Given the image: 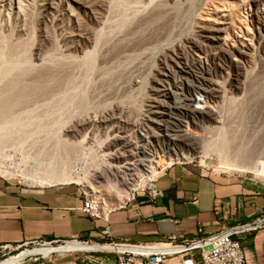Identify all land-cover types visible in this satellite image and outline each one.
<instances>
[{
	"label": "bare ground",
	"instance_id": "bare-ground-1",
	"mask_svg": "<svg viewBox=\"0 0 264 264\" xmlns=\"http://www.w3.org/2000/svg\"><path fill=\"white\" fill-rule=\"evenodd\" d=\"M74 1L76 2V0ZM108 1H109L108 3H110V6H109V10L108 8L107 10L117 20L113 24L112 23L110 24L108 22L109 24L106 25L105 27L106 29L101 33L100 32L92 33L93 30L91 31L81 30L79 32V37L77 38H80L79 39L80 41L82 40L88 42L92 46L91 47L92 50L90 51L89 50L86 51L85 47L81 49L82 57H78L74 55L72 56L71 53L69 52L74 48L79 49L78 48L79 41L68 40V43L66 44V51L65 50L61 51L60 49L61 52L59 51L57 52L58 46H56L57 49L55 47L53 51L50 50L51 51V52L49 51L50 54L46 53V55L47 54L48 55L45 56L42 61H40L41 64L35 65L32 63V61L29 58V53H28L29 52L28 50L30 49L28 48L29 46L27 47L25 43L23 44L20 42L12 43L10 38L7 39L5 36L3 37L0 35V146L8 139L11 141L14 140L12 138L13 137L12 132L17 133V134L14 133L15 136L14 138L17 139L20 137H25L26 135L28 137V135L31 134V129L34 130L33 126L35 127L37 126L38 129H40L39 126L43 128V126H46L48 124H49L48 127H50V125L51 126L53 125V127L55 125H57V127L58 125H61L59 127H62V125H64V122L62 121V119H61L62 122L59 120L60 118H63L62 116H60L61 113L59 110L52 111V116H51L52 119L46 122H43V120H41L40 117L48 113L47 111L50 110V107L59 106L57 104H60L64 107L73 105L78 109L82 108V106L86 104L85 99L87 96H84L85 97V98L83 97L84 99H80L85 101H80V100L72 99V97L75 96L71 97V95H75V94L80 95V93H77L76 91L80 88L79 83L82 81V77H83L82 75L89 74L94 70L97 57L101 53L103 54L107 53V56L109 55L110 57V55H112L110 53L114 54L115 49H118L124 45L126 46L129 42L133 43L135 47L141 46L142 44H144L146 40H148L149 38L151 39L153 35L158 36L160 33H162L161 31L167 30L170 35L171 29L175 28V25L179 23L186 14H188L189 8L192 9L193 8L192 5L196 2V0H185L186 3L184 4V1L182 3L181 0H172L174 2L172 7L170 8L167 2L169 1L168 3H170L171 0H167V1L147 0L148 1L147 5L145 4L144 5L147 6V8L149 9L148 10L145 6L141 7L144 3V0H108ZM252 1L253 0H251V2ZM22 2L23 0H17V2L15 0H5L2 3V8H7L8 10L11 11L14 8L16 9V12L13 11L15 16L20 17L25 15V13H27L25 12L26 11L25 6L27 4L24 6ZM103 4L106 3L103 2ZM77 5L84 6L82 2H80V4ZM91 5L89 4L90 8ZM92 8L91 10L94 11ZM144 8L147 9L148 12L147 14L144 13V17H142L141 11L142 12L146 11ZM216 13H219V10H217ZM138 14H140V16ZM137 18L140 19L141 23H139L134 27L133 26L134 21ZM225 31L220 28L212 29V30L203 29V31L201 32L202 35L200 37V40H198L199 38L197 39L190 37L191 39L186 40V44L187 45L190 44L189 47L191 49L190 51L187 50V55L185 54L186 52H184V49L180 48L179 44L175 46L172 45L170 46L172 48L169 47V49L166 48L165 52L161 53L163 54L162 56L161 54H159L161 58H158L159 66H156L157 77L152 78V79H157L159 77L157 79L159 83L158 84L159 87L157 88L154 87V89H152L153 91L152 95L155 98H153L152 95H149L150 97L147 96L145 97V99H143L142 101L140 100L138 102L136 94L138 96L139 93H142V91L137 92L138 90L135 89L136 91L133 90L134 93H132L131 95L128 94V96L126 97L127 98L125 100L126 104L123 103L124 101H122L116 107V110L119 111L120 117L124 115L125 117L129 118V116L131 117V115H134V117H136L137 119L140 118L141 122L147 125L157 124L159 130L164 132V135H158L156 138H154L155 131L143 130L146 133L144 135L141 134V136L138 137L139 148H145L148 151L151 150L152 148L158 150L161 149V151L168 154V158L170 159V162L174 161L177 163H187L183 161H190L194 154L202 153V152L204 153V151H206L207 149L210 150L211 147L214 148L215 146H213L214 144L213 142L217 141V138H220L222 140L221 142L222 149L225 153L228 151L227 149H231V148L237 149L234 140L240 138L241 136L242 137H246L247 135L250 136L256 132L264 133V121L256 120L255 119L256 117H254V114H252V111H256L257 104L260 103V102L256 103V101H258V99H256L257 93H264V87L259 86V85L262 86L264 85V81H261L262 77L258 78L257 76L258 79H261L259 80L261 82H259L258 79L255 78L256 76L255 77L247 76L248 71H245V76L243 77V81L239 78V75H237L238 77H232L231 79L226 81V83L228 84V86L226 87L225 86L226 83L224 84V82L220 81L218 75L225 72L228 69L222 65L223 63L222 64L220 63L221 61L217 62L216 60H214V58L211 64L208 63L211 57H208L207 55L208 53L210 54V52H213V54L216 53V55L217 56L219 55V57L220 56L228 57L230 59L229 65L231 66L234 65L237 66V62L239 61L238 60L239 58L237 59L238 60L237 61L235 59L236 56L240 58H244L249 55L250 53L249 50L251 49L245 47L244 45H243L245 47L244 50L234 49L233 51L231 50L232 52H230V50L226 48L227 36H224ZM118 32L123 33L124 37L116 41V39L112 35L114 33H117L119 35ZM174 33L176 34V32ZM112 37L115 40H113ZM111 40H113L112 42L116 41V43L111 45L110 44ZM252 41L250 43H252ZM187 45L185 46L186 48L184 47L185 49H187ZM247 45L249 44L247 43ZM81 47L82 46L80 45V48ZM130 47L133 46L130 45ZM228 47L230 48V46ZM36 49L39 50L40 48H36ZM104 49L105 52L103 51ZM117 55L118 54H116V56ZM120 55L124 56L119 53V56ZM226 67H230V66H226ZM179 77L181 80H183L188 84V89L192 92V95H195L194 96L195 99L193 100L192 98L190 99L192 103L191 102L187 103L189 105L185 104L184 102L183 105L176 100L178 94L175 90L177 89L183 90V88H180V86H178ZM169 86H172V88H174L175 90H173ZM140 89L142 90V88ZM120 90L121 89L117 91L119 92ZM230 90L231 91L236 90L237 92L242 93L243 97L237 99L236 96H235L236 98L232 95L228 96V92ZM247 92L249 94H247ZM58 94L62 95V100L60 98L61 100L60 102L59 100L55 99L56 100L55 101L53 98H51L54 96H58ZM165 99L169 101L162 103V101H164ZM200 102H202V104H200ZM242 103L243 105H241ZM263 103L262 105H264ZM109 105L110 104H104L102 105V107L104 108V110L107 109V111L110 112L112 108L108 109ZM181 105L184 106V109L188 108V110L186 109L187 114H185V116H188L191 119H193L194 124H196L197 127H199L198 129L199 131L194 132L193 130H191L190 128L191 126L188 124V122H184L182 119L181 120L179 119L177 121L175 120L176 123L172 122L174 113H176L177 111H184ZM236 105L237 106L241 105L240 106L241 109L239 110L233 109L235 113L232 117L230 116L231 119H229V121L227 120L226 122H223L221 116L222 111L231 109ZM95 106L97 107V105L94 104L93 108H95ZM57 116L59 117V119H57L58 118ZM109 116L112 117L115 116V114L114 115L111 114ZM38 117L39 120H41L42 122L38 121ZM107 120L108 118L104 121V117H103L100 123L106 125L105 123ZM96 121L97 120H95V115L93 117L89 115L86 117L83 116V117H79L72 125H68V124L64 125V128L65 127L67 128V133L69 135H72L74 139L78 137V131L80 128H86L89 131L88 133L89 137L88 135L87 137L90 138V134L94 136L93 132L95 129ZM177 123H179V125ZM180 123H183L184 125L183 124L181 125ZM170 124L172 126H170ZM107 126L109 127L110 125L107 124ZM173 127H176V130L174 131V133H171ZM108 132L109 129L107 131V138H106L107 142L105 141L106 142L105 147L107 148V150H111V148H116L118 145H113L112 147L109 145L110 138L108 139L109 137ZM8 135L10 137H8ZM3 137H7V140H4L5 138ZM87 137H84V140H86ZM60 140L61 139L58 138H56V140L55 139L53 140L45 139L44 141L39 140V142L41 143H38V141H36L38 146H41L39 148L41 152L40 156L44 155L42 154V149H46L50 147L52 148L53 151L55 148H57L55 150L59 152L60 150H62L63 153L66 154V157L70 158V156H72V154L75 153L76 151L75 149L80 147V144L82 142L81 141L79 143V141L77 142L73 141L69 143L68 140H64L62 142ZM91 140H92V136H91ZM248 142H250V140H248ZM263 142H264V137H263ZM244 146L246 147L247 145ZM248 146L250 147V145ZM239 149L243 150L240 145L238 147V150ZM118 151L119 150H116L114 153L111 154L113 155L112 158L104 159V162L101 164L104 165V170H102V173L99 171L100 169H96L94 175L87 174L82 178H77L72 174L68 173L67 168L65 167L61 168L60 166H58L59 163L62 162L59 161L57 164V167H59V169H57V173H55L56 174L55 177L57 181H64V182L74 181L79 185H83L85 189L90 193L91 197L100 202L101 210L104 212L106 211L107 206L110 204L112 205L115 204L121 207L125 205L126 201H128L131 198L133 191L140 189L142 185V181L138 180V178H141L140 177L141 169L145 168V166H149L150 164H154V166L162 165L163 161L159 159L156 160V162H154L153 159L138 160L137 158L136 159L134 158L133 162L129 164H125V166H121L118 163V161L122 163V158L121 156H119ZM218 151L220 150L218 149ZM227 154L225 158L229 156ZM239 154L244 157L245 155L248 154V152L246 153V151H243V153L242 152L240 153L238 151L236 152L235 155H239ZM108 156H110V154H108ZM249 157H251L252 159L250 163H252L251 165L253 167L264 166V144L258 153H253V155ZM46 158L50 159L48 157ZM228 158H231V155ZM110 159L118 160V161L109 162ZM246 159L248 158L246 157ZM254 160L258 162L256 165L253 163ZM54 161H57V158ZM65 161L62 162L63 166L65 165ZM148 162L151 163L148 164ZM62 164L60 163V165ZM67 164L69 165L68 162ZM242 168L244 169L246 167H242ZM7 172H6V176H7ZM0 173L4 174L5 172L2 171ZM156 173L157 171H153L151 174L146 173L143 175V177L145 178L148 175V178L152 180ZM8 175L11 174L8 173ZM130 176H134V178L138 177L136 179L137 182L136 180L130 179ZM34 182L39 184H44V181H33L32 183ZM48 185H50V183ZM153 186L154 185L152 183H148L147 190L150 193H152L153 191ZM263 222L262 220H260L256 223L238 226L237 230L238 231L248 230L257 227ZM67 242L68 241H65L63 243H67ZM70 242L72 243L68 245L59 246L57 248L50 247L52 244H47V243L38 245L41 246V248H35L33 250L28 249L20 253L19 255L12 256L4 261H1L0 264H16L29 256L31 257V256H37V254H49L55 252L56 253H68V252H79V251L115 252L118 250H122V248H124L122 251H118L115 253H121L127 250L134 251L132 250L133 248H138L135 249V251H145V252H152V251H156V249H162V248L163 251H167V252L172 251L171 249H169V247H167V245H162L157 243L152 244L147 248H143L140 246L125 245V244L112 245V244H99L94 242L80 243L81 241L78 242L70 241Z\"/></svg>",
	"mask_w": 264,
	"mask_h": 264
},
{
	"label": "rangeland",
	"instance_id": "rangeland-1",
	"mask_svg": "<svg viewBox=\"0 0 264 264\" xmlns=\"http://www.w3.org/2000/svg\"><path fill=\"white\" fill-rule=\"evenodd\" d=\"M4 1L5 0H0V35L3 37L5 36L7 39L10 38L12 43L20 42L23 44L25 43L27 47L29 46L28 48L31 49V50L30 49L28 50L29 58L32 61V63L35 65L41 64L40 61H42L45 56L50 54L49 51L50 50L53 51L56 46H58L57 52L58 51L61 52L63 50L66 51V44L68 43V40H75V41L78 40L79 41L78 42L79 49L74 48L73 50H70L69 52L71 53L72 56L74 55V56L82 57L81 49L85 47L86 51L88 50L90 51L92 50L91 48L92 46L88 42L82 41V40L80 41L79 40L80 38H77L79 37V32L81 30L83 31L93 30L94 32L92 31V33H98V32L101 33L106 29L105 28L106 25H108L109 23L113 24L117 20L108 11L109 6H110V3H108L109 2L108 0H80V1L76 0V2L74 0H67V1L66 0H63V1L62 0H23L22 2L23 5L25 6L27 4L25 6V10H26L25 12L27 13H25V15L20 16V17L15 16L13 11L16 12V9L13 8L11 11V10H8L7 8H2V3ZM15 1L17 2V0ZM183 1L185 4L186 3L185 0H181L182 3ZM261 1L253 0L251 2V0H196V2L194 3L195 5L194 4L192 5L193 6L192 9H190L188 6L189 8L188 14H186L182 18V20L175 25V28L171 29L170 35L167 30L161 31L162 33H160L158 36L153 35V37L151 38L152 41L149 38L141 46L135 47L133 43L129 42L131 44L128 43L129 45L127 44L126 46L124 45L118 49H115L114 54L110 53L112 54L110 55V57L109 55L107 56V53L106 54L104 53L106 56L103 53H101L102 55L100 54L97 57L94 70L90 72L89 74L82 75L83 76L82 81L79 83L80 88L76 91L77 93H80V95L79 94L71 95V97L75 96V97H72V99L74 100L84 99L85 98L84 96H87L85 99L86 101L80 100V101H85L86 104L82 106V108L80 109L76 108L73 105L64 107L60 104H57L59 106H52L50 107V110L47 111L48 113H46L44 116H41V117L39 116L40 119L43 120V122H46L52 119L51 118L52 111L59 110L61 113L60 116H62L63 118L59 119L58 116H57L58 118L57 117L56 118L59 119L60 121L62 119V121L64 122V125L66 124L72 125L79 117H83V116L86 117L88 115L93 117L95 115V120L97 121L95 122V129L93 132L94 136L90 134V138H88L89 131L86 128H80L78 131V137L74 139L72 135H69L67 133V128L66 127L64 128V125H62V127H59L61 125H58V127L57 125H55L56 127L55 126L53 127V125L52 126L50 125L51 127L50 128L48 127L49 124L46 126H43V128L39 126L40 129H38L37 126H36L37 128L33 126L34 130L31 129V134L28 135V137L26 135L25 136L26 138L20 137L16 139L14 138L15 137L14 133L15 134L17 133L12 132L13 134L12 138L14 140L11 141L8 139L9 140L8 141L7 137H3L5 138L4 140H7V141H5L0 146V170L5 172L4 174L0 173V175L3 176L5 179L23 184L25 186H31V187L75 185L78 188H80L81 191H83L87 195H90V193L85 189L83 185H79L75 183L74 181H66V182L57 181L55 177L56 175L55 173H57V169H59V167H57V164L59 161L63 162L66 160L65 165L67 164V162L69 163V165L67 164L66 166L65 165L63 166L62 162H60L62 165H60L59 163L58 166H60L61 168L65 167L68 169V173L72 174L73 176L77 178H82L83 176L87 174L94 175L96 172L95 171L96 169H100L99 171L102 173V170H104V165H101V164L104 162V159L112 158L113 155L111 154L114 153L116 150H119L118 153H119V156H121L122 158V163H120L118 160H113V159H110L109 162L118 161V163L121 166H125V164H129L133 162L134 158L144 160V153L146 152V150H144V152H142L141 150H138V153H137V151L134 148L129 147L128 144L120 146L121 144L119 142L115 140H109L110 142L109 145L111 147L113 145H118V146L116 148H111V150H107V148L105 147L106 142H107L106 138H107L108 129H109L108 139L109 138L111 139L112 135L116 132L115 131L116 128L121 127V126L123 127L122 129L123 133L130 135L131 129H133V126H135L139 122V120H137V118L134 117V115H131V117L129 116V118L125 117L124 115L120 117L119 111L116 110V107L122 101H124L123 103L126 104L125 100L127 99L126 97L128 96V94L131 95L136 90H138L137 92L142 91V93H139L138 96L136 94L138 102L140 100L142 101L143 99H145V97L152 95L153 94L152 89H154V87L155 88L159 87L158 85L159 83L157 81L159 77L157 79H152V78L157 77L156 76V70H157L156 66H159L158 58H161V56L163 55L161 53L162 52L164 53L166 48L169 49L170 46L172 45L175 46L179 44L180 48H183L184 52H186L185 54L187 55V50L190 51L191 49L189 47L190 44L188 45L186 44V40L191 39V38H197V39L199 38L198 40H200V37L202 35L201 32L203 31V29L212 30V29L220 28V29H223L224 31L226 30L224 33V36H227L226 37L227 38L226 48L229 49L230 52H232L234 49L244 50L245 47H248L249 49H251L249 50L250 53L247 57H244V58H240L237 56L235 57L236 60L239 58L238 59L239 61L237 60L238 61L237 66L229 65L230 59L228 57H224V56L219 57V55L217 56L216 53L213 54V52H210V54L208 53L207 56L211 57L208 63L211 64L214 58V60H216L217 62L221 61L220 63L221 64L223 63L222 65L228 69L225 72L218 75V78L220 81L224 82L225 84L226 81L231 79L232 77H238L237 75H239V78L243 81V77L245 76V71H248L247 76H252V77L256 76L255 78H257V76L258 78L262 77L261 78L262 80L258 78L257 79L258 81L259 80L264 81V77H263L264 76V35H263L264 34V7H263L264 0H261ZM80 2H82L84 6L77 5V4H80ZM103 2L106 4H103ZM147 2H148L147 0H144V3L143 5L141 4L142 5L141 7H144L145 5H147ZM168 2L167 4H169L168 6L171 8L174 1L171 0L170 3ZM89 4L90 5L92 4L91 8L93 7L92 9L94 11L91 10ZM145 7L147 8V6ZM147 9H145L146 11L144 10L145 12L141 11L142 17H144V13L147 14L148 12ZM217 10H219V13H216ZM251 11L253 12L254 15L252 14ZM138 15L140 16V14ZM137 19H135L134 21V25H133L134 27L138 25L139 23H141L140 19L139 20ZM174 32H176V34ZM112 36H114L116 41L124 37L123 33H119V35L117 33H114ZM114 38L112 37L113 40H115ZM252 38H253V41H252ZM113 40H111L110 42L111 45L116 43V41L112 42ZM251 41L252 43H250ZM247 43L249 45H247ZM80 45L82 46L81 48H80ZM130 45L133 47H130ZM186 45H187V49H185ZM228 46H230V48ZM36 48H40V49L38 50ZM103 51L105 52V49ZM46 53L48 54L46 55ZM119 53L124 56H121V55L119 56ZM116 54L118 55L116 56ZM159 54H161V56H159ZM226 66H230L231 68L226 67ZM178 86H180V88H183V90L181 89L175 90L174 88H172V86H169V87L177 92L178 96L176 100L179 103L184 105V103L187 104L191 102L190 101L191 98L192 100L195 99L194 98L195 95H192V92L188 89V84L184 82L183 80H181L180 77L178 81ZM225 86L227 87L228 84L226 83ZM259 86L264 87V85L263 86L259 85ZM140 88H142V90ZM119 89L121 90L118 92L117 90ZM247 94L249 93L247 92ZM229 95H232L234 97L236 96L237 99H239L240 97H243V94L237 92L236 90L235 91L230 90L228 92V96ZM152 97L155 98L153 95ZM51 98H53L54 100L55 99L59 100L60 102L62 100V95L58 94V96H54ZM241 99H244V98H241ZM256 99H258L256 103H259V102L260 103L257 104L256 111H252V114H254V117H256L255 118L256 120L264 121V109H263L264 105H262V103L264 102L263 100L264 93H257ZM168 101L169 100L165 99L164 101H162V103L168 102ZM94 104H96L97 107L95 106V108H93ZM104 104H110L108 106L109 107L108 109L112 108L110 112H108L107 109L104 110V108L102 107V105ZM200 104H202V102H200ZM241 105H243V103ZM240 106L236 105L232 107L231 109H227L226 111L223 110L221 113L223 122H226L227 120L229 121V119H231V117L235 113L234 110L241 109ZM181 107L182 109H184V106L181 105ZM186 109L188 110V108H185L184 111H177L176 113H174L172 122L176 123L177 120L182 119L184 122H188V124L191 126L190 127L191 130H193L194 132L199 131L198 130L199 127H197V125L194 124L193 119H191L188 116H185V114H187ZM113 113L115 114V116H112L110 119H108L107 120L108 123L107 121L105 123L106 125L100 123L103 117L105 121L107 118H109V115L111 114L114 115ZM39 117H38V121H41L39 120ZM107 124H109L110 126L108 127ZM177 124L179 125V123ZM180 124L182 125L183 123H180ZM148 126H150L153 131L157 132L152 127L154 125L148 124ZM170 126L172 125L170 124ZM48 128L50 131L48 130ZM175 130H176V127H173L171 133H174ZM145 133H146L145 131L138 133V137L141 136V134L144 135ZM263 134L264 133L262 132H256L253 135H250V136L247 135L246 136L247 138L241 136L240 138L234 140L235 141L234 143L237 149L231 148L232 150L227 149L228 151L225 152L226 154L228 153L227 155L229 156L231 155V158H228L229 156L225 158L226 154L224 153L222 149V143H221L222 140L220 138H217V141L213 142L214 143L213 146L215 147L210 148L211 151L207 149L206 151H204V153L202 152V153L194 154L190 161H183V162H187L183 166H190L195 169L202 170L203 172H206L208 174L229 175L231 177L238 178L250 190L264 195V166L253 167L251 165L252 163H250L252 159L251 157H249V156H252L253 153H258L259 150H261V147L264 144ZM9 135L8 137H10ZM91 136H92V140H91ZM84 137H87V139L85 138L86 140H84ZM56 138L61 139L60 140L61 142L64 140H68L69 143L73 141L74 142L79 141L80 143L82 141L84 144L81 142L80 147L75 149L76 150L75 153L72 154L70 158L66 157V154L63 153L62 150L58 149L60 150V152L56 151L55 149L57 148L55 147H54L55 148L54 151L50 147L46 149L41 148L42 154H44L43 156L45 157L40 156L41 152L39 148L41 146H38L36 141H38V143H41L39 142V140L40 141L42 140L44 141L45 139H49V140L55 139L56 140ZM248 140H250V142H248ZM239 145L242 147L243 150L241 149L238 150ZM244 145H247L246 147H248L250 150L246 148ZM248 145H250V147ZM218 149L220 151H218ZM149 151H151L150 154L153 156H155V153L159 155L160 157L162 154L166 156L165 153L161 152V149L158 150V149L152 148ZM238 151L240 153L241 152L243 153V151H246V153L248 152V154L245 155L244 157L241 156L240 154L235 155L236 152ZM108 154H110V156H108ZM46 157L50 159H47ZM246 157L248 159H246ZM56 158H57V161H54L56 160ZM253 163L256 165L258 162L254 160ZM162 164H164V161ZM242 167H246V168L243 169ZM248 168H251V169H248ZM6 172H7V176H6ZM8 173L11 175H8ZM158 173L159 172H157L155 176L158 175ZM140 174H141L140 176L141 178H138V177L134 178V176H130V179L132 180H136L138 178V180L142 181V185L140 188H144L146 190L148 183H153V181H156L155 176H154L155 179L153 178L152 180L149 179L150 181H146L147 179L143 177L144 173H140ZM33 181H44V184H39L35 182L32 183ZM49 183L50 185H48ZM128 201H126L125 205L128 203ZM100 205L101 204L98 200L96 199L93 200L94 208H101ZM125 205L119 207L115 204L113 205L110 204L107 206V209L105 212L102 210L101 211L103 212V215H104L107 211H113V210L122 208ZM67 241H68L67 243H53L50 247L57 248L59 246L68 245L72 243L69 240ZM78 241H81L80 243H93L94 242V243H99V244H110L108 240L90 241V240L78 239ZM78 241H75V242H78ZM151 242H156V241H151ZM35 248H41V246H38V247L28 246L26 248L23 247L19 249L18 251H14L10 253L5 251L4 253L0 254V262L12 256L19 255L20 253L28 249L33 250ZM123 249L124 248H122V250ZM135 249H138V248H133L132 250L135 251ZM122 250H118V251H122ZM118 251H115V252H118ZM115 252L79 251V252H68V253H56L55 252V253H49V254H37V256H31V257L29 256L23 259L22 260L23 262L20 261L21 263L19 262L18 263L19 264H91L90 262L95 260V261H100L104 264H110L113 262L114 256L117 254Z\"/></svg>",
	"mask_w": 264,
	"mask_h": 264
},
{
	"label": "crops",
	"instance_id": "crops-1",
	"mask_svg": "<svg viewBox=\"0 0 264 264\" xmlns=\"http://www.w3.org/2000/svg\"><path fill=\"white\" fill-rule=\"evenodd\" d=\"M155 178L152 184L162 193L155 203L139 196L91 219L81 211L83 197L75 185L31 187L0 177V247L34 240L141 244L172 235L191 240L200 227L207 235L264 221V195L238 178L182 165L159 172ZM104 230L109 239L102 238ZM238 239L246 264H264V223L243 230Z\"/></svg>",
	"mask_w": 264,
	"mask_h": 264
},
{
	"label": "built area",
	"instance_id": "built-area-1",
	"mask_svg": "<svg viewBox=\"0 0 264 264\" xmlns=\"http://www.w3.org/2000/svg\"><path fill=\"white\" fill-rule=\"evenodd\" d=\"M110 118L111 116H109L108 119ZM139 122L135 126H133L130 135L123 133L122 126L117 127L116 132L112 135V138L110 140H115L119 142L121 144L120 146L128 144L129 147L134 148L137 151V153L138 150H141L142 152L146 150V152L144 153V160L153 159V161L156 162V160L161 159L162 161H164V164L157 166H154V164H150L151 162H148V164L150 165L145 166V168H142L140 173L151 174L153 171L164 172L165 170H167L172 166L175 165L183 166L184 164H186V163H177L174 161L170 162V159L168 158V154L163 151L161 152L165 153L166 156L162 154L160 157L156 153L155 156L151 155L150 154L151 152H149L145 148H139L138 133L142 132L143 130H152L150 126L141 122V120ZM152 127L154 128V130L157 131L155 132L154 138H156L158 135H164V132L159 130L157 124H154V126ZM0 177L3 176L0 175ZM145 178H147L146 181H150L148 175ZM155 182L156 181H154L153 183L155 184ZM81 195L83 197V207L81 210L82 213H84L86 216H88L91 219H99L104 216L103 212L101 211V208L93 207L94 199L90 195H87L83 191H81ZM138 196H144L145 200L148 203H155L158 198L162 197V193L159 190H157L155 186H153L152 193L145 190L144 188H140L132 192V196L129 201L136 200ZM108 212L110 211H107L106 213ZM237 228L238 226L206 235L204 234L203 228L200 227L197 229L196 236L191 240H187L175 235L167 237L164 241L144 242L141 244H131L127 241L115 242L109 240L110 244L112 245L120 243L125 245L140 246L143 248H147L152 244L157 243V244L167 245V247H169V249L172 250L170 252L163 251L162 250L163 248L156 249V251H152V252L127 250L121 253H117L114 256L113 262L110 264H246L244 250L240 243V240L238 239V236L242 233L243 230L238 231ZM102 235H103L102 237L103 239H107V238L109 239L106 230L102 232ZM70 241H76V240H70ZM63 242L65 241L34 240L31 242H27L23 245L14 246V247L1 246L0 254L4 253L5 251L9 253L18 251L19 249L23 247L26 248L28 246H38L45 243L53 244V243H63ZM90 263L104 264L100 261H95V260L91 261Z\"/></svg>",
	"mask_w": 264,
	"mask_h": 264
},
{
	"label": "water",
	"instance_id": "water-1",
	"mask_svg": "<svg viewBox=\"0 0 264 264\" xmlns=\"http://www.w3.org/2000/svg\"><path fill=\"white\" fill-rule=\"evenodd\" d=\"M264 223V222H263Z\"/></svg>",
	"mask_w": 264,
	"mask_h": 264
}]
</instances>
